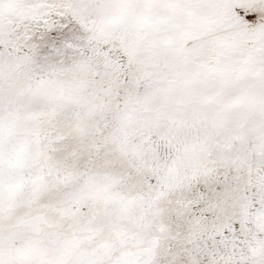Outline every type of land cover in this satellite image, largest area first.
Listing matches in <instances>:
<instances>
[{"label": "snow or ice", "instance_id": "obj_1", "mask_svg": "<svg viewBox=\"0 0 264 264\" xmlns=\"http://www.w3.org/2000/svg\"><path fill=\"white\" fill-rule=\"evenodd\" d=\"M0 264H264V0H0Z\"/></svg>", "mask_w": 264, "mask_h": 264}]
</instances>
